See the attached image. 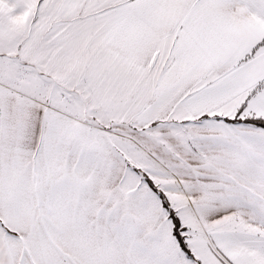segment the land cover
<instances>
[{
  "label": "snow or ice",
  "instance_id": "obj_1",
  "mask_svg": "<svg viewBox=\"0 0 264 264\" xmlns=\"http://www.w3.org/2000/svg\"><path fill=\"white\" fill-rule=\"evenodd\" d=\"M0 264H264V0H0Z\"/></svg>",
  "mask_w": 264,
  "mask_h": 264
}]
</instances>
